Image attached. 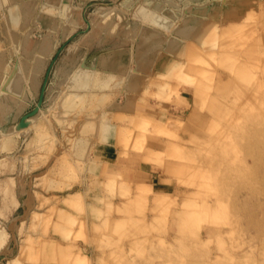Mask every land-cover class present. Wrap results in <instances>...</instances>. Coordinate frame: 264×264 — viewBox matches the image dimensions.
I'll list each match as a JSON object with an SVG mask.
<instances>
[{"label": "rangeland", "instance_id": "rangeland-1", "mask_svg": "<svg viewBox=\"0 0 264 264\" xmlns=\"http://www.w3.org/2000/svg\"><path fill=\"white\" fill-rule=\"evenodd\" d=\"M63 1L65 14L29 15L32 38H46L49 50L29 59L20 95L3 90V76L21 52L5 37L0 50V264H264V0L149 1L175 14L151 20L165 32L140 31L144 0ZM218 2L203 35L164 52L166 33L189 28L187 17L197 24ZM119 9L128 27L121 81L109 91L118 104L87 112H115L102 136V125L81 129L57 100L75 65L97 62L120 38L87 40ZM69 13L78 20L65 37ZM136 52L147 77L133 90ZM165 58L182 71L158 73ZM128 91L137 108L121 109Z\"/></svg>", "mask_w": 264, "mask_h": 264}, {"label": "bare ground", "instance_id": "bare-ground-1", "mask_svg": "<svg viewBox=\"0 0 264 264\" xmlns=\"http://www.w3.org/2000/svg\"><path fill=\"white\" fill-rule=\"evenodd\" d=\"M14 1L16 0H0V10H2L3 12L2 18L0 20V50L1 49L5 50V47H4V43H5L4 37H5L6 40L11 42V45L14 49L21 52L18 65L14 67V70L11 72V76H7V75L3 76V78L5 77V79H3L4 81H6L9 78L3 90L7 92H14L20 95L21 92L23 91V88L21 87V83L23 79L22 77L26 74L25 71L31 68V65L29 64V61H30L29 59H32L31 58L32 56L33 60L36 61L40 59L41 55H45L46 51L49 50V44L46 38L43 39V41L40 40L41 42L37 40L34 41V39L32 38V30L34 29L35 25L31 26V24H29V15L32 13V11H35V13L32 15V17L35 18V20L48 21L50 18L52 19L53 13L55 12H60L61 14H65L66 12H68L70 10V5L65 1L62 2V0H56V2H54L55 0L54 1L53 0H38L37 2L38 4H33L34 6H33V9L31 10L28 8V5L30 2L25 1L24 3V1L22 0L20 1V4L14 5L12 4V2ZM144 1L146 2V5L139 8L135 14V17H137V19L141 21V26L139 27L140 31L142 32L146 30L149 32H163L164 30H162L161 28L153 24L151 20L155 17L156 18L162 17L163 19L166 20V21L164 20L165 22H163V24L164 23L167 24L168 23L167 19L168 21L170 19H173V17H176L175 14H173V12H170V10H168L167 14L166 12L164 13L163 10L159 11V8H158L159 3H157V1H156V4H154L153 6H150L149 4V1L151 2L152 0H144ZM40 4L44 6L46 11L45 10L39 11V12L37 11V7ZM219 8H220V3L218 2L215 5H213L211 9L209 8L207 12H204V16H201L200 18L198 17L195 18L199 20L197 24L192 22L194 21L192 20L193 19L192 17H187L185 21L190 20V22L185 26L189 28L180 30L179 33L175 32V30L171 31L170 33H166L165 35L168 34L169 36H168V40H166L167 42L164 41L166 42L164 52H169V51H172L173 53L183 52V46H184L183 43H185V41L187 40L186 37L203 35L207 31L208 26L211 24L212 19L216 18ZM201 9L203 8H197V10H201ZM122 13L123 12L121 9L116 10L115 12L110 14L111 19L106 20L105 22L104 21L101 22V25L100 24L94 25L95 30L97 29L98 30L95 31V33L90 34L87 40L91 41L92 39L94 40L98 35H103L101 36L102 38H100L103 41L105 39L104 37L105 34H103V32H107L108 34L115 33L118 35V37L120 36V38L114 40L111 43V45L107 47L103 46L101 47V49H99L98 51L99 57H98L97 62L93 61L92 63L87 64V65L84 63L79 64L78 66L75 65V67L72 68L71 72L68 73V77H69V80H67L68 83L62 90H60L58 100H57V103L59 104L58 106H60L61 109L66 110L67 112L71 113L72 116H70L69 118L72 121H75L77 124L79 123L78 125H80L81 129L84 130L85 127L88 128L91 125H102V129L100 131L102 136H105V134H107V132L113 129L114 125H116L114 122L111 121L113 120L111 118L113 117V115H115L113 114L115 112L112 113L109 110H103L104 112H102L103 114L102 118L98 120H95V118H93V115L87 112H92V111L96 112L97 110L99 111L100 109L107 107L109 103L111 102H112L111 104H118L117 100L115 101V103L112 100L111 96L114 93H110L109 91H112V89H115L116 84H118L121 81V72H122L121 62L123 61L122 59L126 52L125 43L127 40L125 38V35L127 33L128 20L127 21L126 19L123 20L124 25L119 24L118 21L116 20V16H122ZM214 15H215V18H214ZM68 17L69 18L62 20L66 22L65 37L68 36V33L71 32L76 27L77 25L76 21L78 20V15L76 13H69ZM177 25H178V28L185 27V26H182L183 21H181ZM59 26L60 25H58L57 23L56 28L59 29ZM55 29L53 28V31ZM149 40H155V37H152V39H145V43H147ZM161 43L163 42L161 41ZM161 43H160V46H161ZM166 49H168V51ZM137 50L138 49L136 48V51ZM78 52H79L78 49L73 50L70 53V58L71 56L74 57L76 54H78ZM28 54H30V56H28ZM137 55H138V52H136L135 58H134V61H135L134 64H136V67L134 66L135 68H133L128 73L129 86L133 90H135V88L138 87L139 79L141 77H147L145 73L144 75L146 76L144 75L142 76L143 73L138 72L137 70V63L140 64V59L137 57ZM2 58L4 57L0 55V61L2 60ZM141 60H143V58ZM159 63L162 64V69H160L158 73L168 69L169 65H170V70L177 68L179 69L180 72L182 71L181 62L175 58H168V59L165 58V59H162ZM2 74L3 73L0 72V75ZM126 96L127 97H126L125 102L124 103L122 102V104L119 103L121 109L131 108V107L135 108L136 102H137V94H131L128 91V93L126 92ZM117 112H119V110ZM120 112L122 111L120 110ZM83 113H84V116L81 115ZM130 113H132V111L129 112V114ZM133 115L134 113L132 114V116ZM8 189L5 186L6 192L4 191L5 195L2 196V198L6 197V200L2 199V201L7 202L9 200L8 196H9L10 189L9 190ZM10 194H13V193H10ZM3 227L4 226L0 224V235L2 236L5 230ZM6 235H7V231H6ZM2 236L1 238L4 239V236L3 237ZM0 243L3 245L1 240H0Z\"/></svg>", "mask_w": 264, "mask_h": 264}, {"label": "crops", "instance_id": "crops-1", "mask_svg": "<svg viewBox=\"0 0 264 264\" xmlns=\"http://www.w3.org/2000/svg\"><path fill=\"white\" fill-rule=\"evenodd\" d=\"M112 97V96H111Z\"/></svg>", "mask_w": 264, "mask_h": 264}]
</instances>
